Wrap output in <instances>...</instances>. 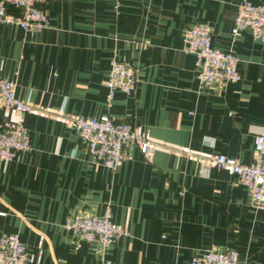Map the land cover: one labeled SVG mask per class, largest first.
<instances>
[{"label":"crops","instance_id":"1","mask_svg":"<svg viewBox=\"0 0 264 264\" xmlns=\"http://www.w3.org/2000/svg\"><path fill=\"white\" fill-rule=\"evenodd\" d=\"M238 2L39 0L47 15L40 30L0 21V74L31 105L29 148L0 160V234L17 232L39 256L34 264H186L210 248L264 264V209L249 204L227 169L200 165L212 152L249 162L255 135H264V39L234 29ZM194 22L207 24L213 46L237 55L238 80L222 89L198 83L194 55L182 49ZM113 56L132 63L137 82L107 103ZM79 113L139 125L152 154L130 146L115 170L95 162L74 132ZM105 208L127 229L106 247L62 226Z\"/></svg>","mask_w":264,"mask_h":264},{"label":"built area","instance_id":"2","mask_svg":"<svg viewBox=\"0 0 264 264\" xmlns=\"http://www.w3.org/2000/svg\"><path fill=\"white\" fill-rule=\"evenodd\" d=\"M39 0H0V21L17 24L33 33L47 25V15ZM19 8L18 13L9 7ZM234 29H248L251 36L264 39V0H239L233 18ZM182 49L194 55L195 78L205 87L222 89L227 82L240 78L237 55L231 50H221L211 44L206 23L194 22L183 30ZM135 68L130 61L111 57L109 69L103 80L106 102L110 103L115 91L130 93L136 85ZM0 160H11L17 152L29 148L24 114L31 105L16 94V82L0 74ZM13 114V116H10ZM74 132L83 149L93 160L110 170H115L126 158L128 148L135 146L145 157L155 147L149 134L139 125L123 117L102 113L99 116L76 114L72 118ZM72 152V149L70 153ZM201 170L223 167L242 183L249 204L264 209V135L254 137L253 155L249 162H241L221 152H212L200 162ZM62 226L73 235L88 242L106 247L127 233L124 225L111 221L108 208L101 214L76 213L64 219ZM39 256L27 250L17 232L0 234V264H34ZM186 264H239L235 249H206L192 255Z\"/></svg>","mask_w":264,"mask_h":264}]
</instances>
